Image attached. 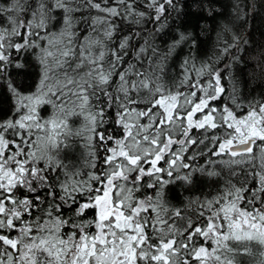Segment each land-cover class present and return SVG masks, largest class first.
Listing matches in <instances>:
<instances>
[{
  "label": "snow or ice",
  "instance_id": "snow-or-ice-1",
  "mask_svg": "<svg viewBox=\"0 0 264 264\" xmlns=\"http://www.w3.org/2000/svg\"><path fill=\"white\" fill-rule=\"evenodd\" d=\"M217 3L0 0V264H264V85Z\"/></svg>",
  "mask_w": 264,
  "mask_h": 264
},
{
  "label": "trees",
  "instance_id": "trees-1",
  "mask_svg": "<svg viewBox=\"0 0 264 264\" xmlns=\"http://www.w3.org/2000/svg\"><path fill=\"white\" fill-rule=\"evenodd\" d=\"M254 4V8L251 10L248 5L249 3ZM237 0H218L216 7L222 13L221 16L217 17L223 23H227L230 19H235L234 9L236 6ZM240 8H243L245 12H250L248 18V25L245 29L247 38L249 40V48L247 52V67L243 64L236 69L237 76H241L240 69H243L244 73H247L246 76L242 78L245 81H248L249 89H255L257 92L260 90V87L264 85V6H261L260 0H239ZM196 9L193 8L189 14L180 21H170L173 27L177 24L180 26V30L183 31L188 29L192 32H200L199 41L203 42L201 46H198L195 54L197 57L207 58L212 56L216 52V30L217 25L213 23L211 19L208 20H199L200 29L197 28L198 17L195 15ZM238 11V9H236ZM213 29V30H209ZM227 38V36H225ZM168 37H164V40H167ZM156 43L162 44L161 39H157ZM187 48L181 52V56L187 55ZM4 107H7L8 101H2Z\"/></svg>",
  "mask_w": 264,
  "mask_h": 264
}]
</instances>
